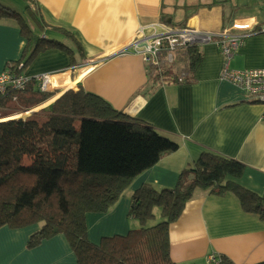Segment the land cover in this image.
Returning <instances> with one entry per match:
<instances>
[{
    "label": "crops",
    "instance_id": "crops-1",
    "mask_svg": "<svg viewBox=\"0 0 264 264\" xmlns=\"http://www.w3.org/2000/svg\"><path fill=\"white\" fill-rule=\"evenodd\" d=\"M31 1L47 23L67 29L74 41L52 27L41 34L32 24L36 34L62 43L71 55L58 47L40 52L26 67L28 77L51 74L55 97L82 89L178 144L175 152L136 176L108 212L86 216L92 244L135 228V220L128 217L134 193L176 187L181 173L203 152L242 163L238 184L264 193V106L220 80L223 60L215 39L197 46L200 60L195 69L189 71L181 62V68L163 80H154L139 55L110 56L134 39L141 27L151 34V25L164 21L174 27L242 35L230 68L264 69V32H256L264 26V0ZM8 4L26 19L25 3L10 0ZM25 44L17 22L0 19V74L21 58ZM39 227L1 228L0 264H76L62 235L29 250L28 238ZM169 247L175 264H208L210 254L229 264H259L264 262V222L243 212L233 194L218 196L196 188L169 227Z\"/></svg>",
    "mask_w": 264,
    "mask_h": 264
},
{
    "label": "trees",
    "instance_id": "trees-1",
    "mask_svg": "<svg viewBox=\"0 0 264 264\" xmlns=\"http://www.w3.org/2000/svg\"><path fill=\"white\" fill-rule=\"evenodd\" d=\"M21 1L29 21L0 0V19L15 20L26 41L21 58L7 66L18 74L52 47L70 56L68 47L46 40L31 25L41 34L52 27L74 41L73 35L47 23L31 0ZM177 59L186 63L187 70L195 69L200 60L198 47L183 50ZM169 70L165 67L152 77L171 78ZM15 95L0 96V229L40 225L28 238L29 250L62 235L76 264H175L170 258L169 227L179 219L196 188L218 196L231 193L243 212L264 222V193H254L237 182L244 165L203 152L181 173L176 187L134 193L128 217L137 227L92 244L86 216L108 212L136 176L163 155L175 152L178 144L82 89L65 91L26 118L1 117L36 108L53 93L39 92L30 85ZM222 258V264H229Z\"/></svg>",
    "mask_w": 264,
    "mask_h": 264
},
{
    "label": "built area",
    "instance_id": "built-area-1",
    "mask_svg": "<svg viewBox=\"0 0 264 264\" xmlns=\"http://www.w3.org/2000/svg\"><path fill=\"white\" fill-rule=\"evenodd\" d=\"M153 28L151 34H146L144 27H141L134 39L119 50L110 53V56L139 55L155 74L165 67H170L183 50L193 46H201L215 39V44L223 60L220 80L232 84L243 94L250 96L253 101L264 106V69L238 71L230 68L234 53L242 44V35L228 36L196 29H172L157 26ZM256 32H264V28H260ZM53 78L54 76L51 74L26 77L20 73L17 74L12 70V67L7 66L0 74V96L11 94V97H16L15 93L24 92L30 85L39 92L53 93L49 100L38 105V107L18 112V114L23 115V117L18 118H25L38 108L45 107L56 100L57 93L53 89ZM15 116L7 118L14 119ZM0 120L3 119L0 118ZM208 264H222L221 257L217 254H210Z\"/></svg>",
    "mask_w": 264,
    "mask_h": 264
},
{
    "label": "rangeland",
    "instance_id": "rangeland-1",
    "mask_svg": "<svg viewBox=\"0 0 264 264\" xmlns=\"http://www.w3.org/2000/svg\"><path fill=\"white\" fill-rule=\"evenodd\" d=\"M6 1H7V2H10V0H6ZM19 1H21V0H19ZM21 2H22V1H21ZM23 3H24V2H23ZM23 12H25V10H24ZM25 15H26V13H25ZM26 19H28L27 15H26ZM28 21H29V19H28ZM181 62H182V61H179V60L177 59V60L174 62L173 66H172V67L170 68V70L168 71V74L173 73V72L176 71L177 69L181 68L180 66H178V65H181ZM25 72H26V68H24V69L20 72V74L23 75V76L28 77V76L25 74ZM18 112H21V111H13V112H10V113H8V114H6V115H1V117H5V116H7V117L15 116V115L18 114ZM16 113H17V114H16ZM8 115H10V116H8ZM25 118H26V117H25ZM155 213H157V212H155ZM156 220H157V219H156ZM156 220L153 221V223H155ZM33 226H34V225H33ZM135 227H137V224L135 225Z\"/></svg>",
    "mask_w": 264,
    "mask_h": 264
},
{
    "label": "bare ground",
    "instance_id": "bare-ground-1",
    "mask_svg": "<svg viewBox=\"0 0 264 264\" xmlns=\"http://www.w3.org/2000/svg\"><path fill=\"white\" fill-rule=\"evenodd\" d=\"M152 27H155V26H157V27H163V28H172V29H196V30H199V31H202V30H200V29H197L196 27H190V26H185V27H174V26H171V25H167V24H165V23H163V22H157V23H154V24H152L151 25ZM262 28H264V26L262 27ZM258 29H260V27H258ZM202 32H207V31H202ZM194 47V46H193ZM176 61V60H175ZM174 64V63H173ZM173 64L170 66V68L173 66ZM69 85H72V84H70L69 83ZM18 116H15V118H18V117H23V115L22 114H17Z\"/></svg>",
    "mask_w": 264,
    "mask_h": 264
}]
</instances>
